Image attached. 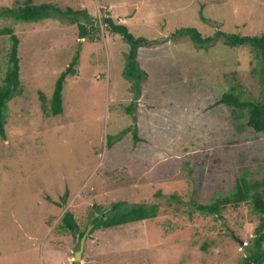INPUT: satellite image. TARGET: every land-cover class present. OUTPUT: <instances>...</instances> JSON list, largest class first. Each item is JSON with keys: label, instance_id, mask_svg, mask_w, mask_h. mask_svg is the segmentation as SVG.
Masks as SVG:
<instances>
[{"label": "rangeland", "instance_id": "rangeland-1", "mask_svg": "<svg viewBox=\"0 0 264 264\" xmlns=\"http://www.w3.org/2000/svg\"><path fill=\"white\" fill-rule=\"evenodd\" d=\"M24 2L0 0V9ZM34 2L76 14L23 22L0 11V83L12 28L23 88L0 136V264H75L82 238L60 225L64 214L73 211L87 230L99 213L94 206L119 200L158 204L157 216L94 225L83 264H242L261 222L253 204L219 214L196 204L231 195L242 178L264 194V133L218 104L232 88L261 99L264 63L249 45L219 38L202 46L175 33L262 35L264 0ZM107 15L151 42L138 49L147 72L141 93L125 74L132 44L108 30ZM94 21L97 39L81 38L79 24ZM75 57L77 74L67 76L63 112L55 115L56 82Z\"/></svg>", "mask_w": 264, "mask_h": 264}, {"label": "trees", "instance_id": "trees-1", "mask_svg": "<svg viewBox=\"0 0 264 264\" xmlns=\"http://www.w3.org/2000/svg\"><path fill=\"white\" fill-rule=\"evenodd\" d=\"M0 11L7 17H12L17 21L23 22H39L57 15L65 16L76 14L71 8L64 10L55 3L49 2L36 4L34 0H25L24 3L17 7L3 8L0 9ZM104 23L109 31L120 33L132 44V49L128 54L125 74L127 77L134 80V86L141 93L142 87H140V81L144 80L147 76V72L142 70L139 66L137 60L138 49L141 45H149L151 42L145 37H135V35L130 32L127 25L118 23L111 15L105 17ZM79 29L80 37L90 40H96L98 37L97 32L101 30L100 27L95 24V21L92 22L90 27L79 24ZM6 31L11 34L12 44L9 49L8 67L4 79L2 83H0V136L3 138H6L7 134V111L9 103L23 91L21 81V59L19 57L20 39L12 28H7ZM175 34L183 36L188 35L195 43L202 46L208 45L219 38H223L225 43L232 47L249 45L254 49L257 57L261 58L264 63V34L240 35L236 33H225L220 30L214 36L204 37L199 30L194 27L179 29ZM77 62L78 58L75 57L68 69L62 73L56 82L51 99L52 112L55 115L63 112L64 84L69 74H77V70L74 68ZM218 104H226L232 107L237 116L240 115L246 119L248 127L257 132L264 133V90L261 99L251 100L244 98L243 92H239L238 89L232 88L221 96ZM111 141L110 139V142ZM67 195L68 192L63 196L64 201ZM243 202H251L253 204L254 210L261 215V222L256 228L255 250L244 258L242 264H264V194L259 191L257 185L250 184L242 178L231 195L224 196L213 204L196 205L198 210L204 213L219 214L226 206L230 204L238 206ZM94 209L98 210L99 213L92 219V222L96 225L97 229H106L154 218L157 216L159 206L158 204L129 203L125 200H119L114 202L108 209H101L99 206H94ZM60 225L70 230L74 235L79 234L80 239L86 232V229H81L74 212L71 210L64 214Z\"/></svg>", "mask_w": 264, "mask_h": 264}, {"label": "water", "instance_id": "water-1", "mask_svg": "<svg viewBox=\"0 0 264 264\" xmlns=\"http://www.w3.org/2000/svg\"><path fill=\"white\" fill-rule=\"evenodd\" d=\"M95 224H92L85 232V234L83 235L82 239H81V245H80V248L79 250L76 251L75 253V258H74V261H76L75 264H83L82 260H83V253H84V250H85V243H86V240H87V237L88 235L90 234L91 232V229L92 227L94 226Z\"/></svg>", "mask_w": 264, "mask_h": 264}]
</instances>
